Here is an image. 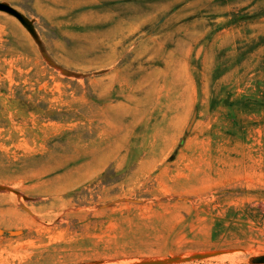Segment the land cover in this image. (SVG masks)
Instances as JSON below:
<instances>
[{
	"label": "rangeland",
	"instance_id": "374dc122",
	"mask_svg": "<svg viewBox=\"0 0 264 264\" xmlns=\"http://www.w3.org/2000/svg\"><path fill=\"white\" fill-rule=\"evenodd\" d=\"M0 3V264H255L264 0Z\"/></svg>",
	"mask_w": 264,
	"mask_h": 264
},
{
	"label": "water",
	"instance_id": "95a60500",
	"mask_svg": "<svg viewBox=\"0 0 264 264\" xmlns=\"http://www.w3.org/2000/svg\"><path fill=\"white\" fill-rule=\"evenodd\" d=\"M0 9L2 10H6V11H10L16 15H18L17 12L13 11V9H11L9 6H7L6 4H2L0 3ZM207 256L206 254H202V253H197V254H194L192 255L191 257L189 258H203ZM253 262L255 264H264V254L263 255H260V256H257V257H254L253 258ZM161 263L160 261H154V262H149V264H159Z\"/></svg>",
	"mask_w": 264,
	"mask_h": 264
},
{
	"label": "built area",
	"instance_id": "2783aa9c",
	"mask_svg": "<svg viewBox=\"0 0 264 264\" xmlns=\"http://www.w3.org/2000/svg\"><path fill=\"white\" fill-rule=\"evenodd\" d=\"M263 226H264V221H263Z\"/></svg>",
	"mask_w": 264,
	"mask_h": 264
}]
</instances>
